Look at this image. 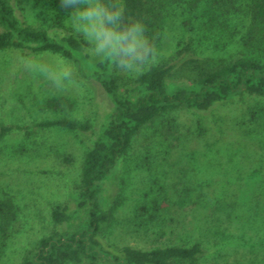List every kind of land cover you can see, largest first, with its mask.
<instances>
[{"label": "rangeland", "instance_id": "rangeland-1", "mask_svg": "<svg viewBox=\"0 0 264 264\" xmlns=\"http://www.w3.org/2000/svg\"><path fill=\"white\" fill-rule=\"evenodd\" d=\"M12 3L16 14L33 27L76 34L67 22L70 11L64 9L57 18L49 0ZM173 44L159 45L158 61L174 51ZM246 52L249 48L242 52L214 46L203 61L228 60ZM259 55L264 56V49ZM29 63L47 65L54 73L71 69L72 80L57 87L51 77L30 70ZM116 75L129 85L136 74L118 70ZM61 98L71 105L70 110L46 108L48 100ZM257 103L264 105V99ZM257 103L237 98L218 110L179 113L175 121L164 119L154 125L162 143H153V127L136 136L100 198L107 208L117 203L102 230L103 239L139 248L189 245L198 240L205 253L195 264H264V198L258 206L255 200L247 202L260 179L258 172L241 181L231 195L234 202L246 201L236 211L225 214L180 202L189 189H206L239 169L248 170L231 126ZM110 107L99 86L82 78L72 62L52 53L0 51V125L12 128L0 139V199L9 197L16 212L11 224L16 232L0 241V264H20L22 254L51 228L49 210L71 194L82 156ZM63 116L87 122L90 129L77 134L36 126ZM162 131L165 134H159ZM250 147L264 157L258 144ZM63 157L71 162L65 163Z\"/></svg>", "mask_w": 264, "mask_h": 264}, {"label": "trees", "instance_id": "trees-1", "mask_svg": "<svg viewBox=\"0 0 264 264\" xmlns=\"http://www.w3.org/2000/svg\"><path fill=\"white\" fill-rule=\"evenodd\" d=\"M12 2L0 0V51L58 55L72 62L82 78L99 86L111 105L82 156L71 194L50 208L51 228L22 254L20 264H195L205 253L198 240L153 248L106 242L102 230L110 223L117 203L113 201L107 208L100 198L119 160L143 131L154 129L164 119L175 121L179 113L218 110L243 97L256 103L264 99V56H258L264 49V0H124L126 15L143 21L158 48L162 43H174L171 54L136 74L129 85L121 82L118 69L110 62L85 70L79 58L85 46L82 37L71 31L33 27L16 14ZM49 3L57 18L62 17L60 0ZM214 46L242 52L249 48V52L228 60L203 61ZM45 106L59 112L71 108L64 98L48 100ZM249 110L250 114L241 113L231 126L248 170L239 169L206 189H189L181 204L219 209L225 214L236 211L246 201L238 203L230 197L252 172H258L260 179L247 202L255 200L258 206L264 198V157L250 147L255 143L264 151V105L257 103ZM36 126L77 134L90 129L87 122L66 116ZM11 130L0 125V139ZM157 132L153 130L151 139L162 143ZM63 161L71 159L63 157ZM15 217L13 202L1 198L0 241L16 232L11 231Z\"/></svg>", "mask_w": 264, "mask_h": 264}, {"label": "clouds", "instance_id": "clouds-1", "mask_svg": "<svg viewBox=\"0 0 264 264\" xmlns=\"http://www.w3.org/2000/svg\"><path fill=\"white\" fill-rule=\"evenodd\" d=\"M60 7L71 9L67 22L85 42L79 54L85 70L110 62L121 72L142 74L158 62L155 38L147 34L143 21L126 15L124 0H60ZM27 67L51 77L57 87L72 80L68 68L54 73L43 64Z\"/></svg>", "mask_w": 264, "mask_h": 264}]
</instances>
